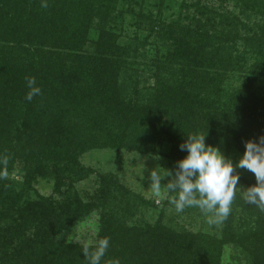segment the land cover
I'll return each instance as SVG.
<instances>
[{
    "label": "trees",
    "instance_id": "16d2710c",
    "mask_svg": "<svg viewBox=\"0 0 264 264\" xmlns=\"http://www.w3.org/2000/svg\"><path fill=\"white\" fill-rule=\"evenodd\" d=\"M202 1L192 3L188 23L138 11L167 42L143 63L154 80L146 87L138 46L120 45L112 27L119 0H0V158L8 159V175L18 167L22 178H0V264H87L84 245L58 236L96 210V241L110 242L101 264H223L229 244L239 264H264V211L238 192L227 219L208 235L161 219L130 223V191L113 175L100 177L92 200L73 190L77 160L90 148L166 149L177 164L188 135L206 132V145L222 138L243 151L245 141L264 136V100L249 91L264 69V0H234L240 14L258 16L250 24ZM239 41L236 60L229 53ZM248 53L253 77L226 93V70L233 62L243 67ZM28 77L41 89L31 102ZM35 176L53 181L59 198H24Z\"/></svg>",
    "mask_w": 264,
    "mask_h": 264
},
{
    "label": "rangeland",
    "instance_id": "374dc122",
    "mask_svg": "<svg viewBox=\"0 0 264 264\" xmlns=\"http://www.w3.org/2000/svg\"><path fill=\"white\" fill-rule=\"evenodd\" d=\"M195 0H119L117 3V13L113 30L119 36L120 45L138 46L139 54L137 57L136 66L143 70V77L139 80L140 86L154 85V80L151 77V72L144 70V62L148 58H154L155 55L165 51L166 41L157 37L149 30L148 19H142L138 16V11L144 14H152L154 18H162L166 21L180 19L182 23L190 22V17L193 12ZM188 5V9L187 6ZM201 3L210 7H218L221 12H231L243 18L244 23L250 24L252 21H257L258 16L249 12L242 15L239 13L240 6L234 0H203ZM240 32L244 34L241 26ZM90 36L95 38L94 32ZM242 42L237 43V50H233L229 54L239 60L240 53L244 50ZM159 51V52H158ZM228 56V55H227ZM225 55L224 59L227 61ZM245 63L243 67L232 63L231 69H227L225 73L224 90L226 93H231L235 89H240L248 77H253L250 73L251 63L254 61V55L245 54ZM227 68V67H226ZM264 68V66H263ZM147 69V68H146ZM263 73L252 78V84L249 91L255 94L259 99L264 100V69ZM216 148L223 156L230 159L235 166L238 159L242 156L243 150L229 147L225 144L222 138H217ZM167 150L164 149L162 154L155 155L152 153H144L135 149L120 148H90L85 150L78 158L79 168L76 177L73 180V190L84 201L92 200L98 193L99 179L102 175H113L115 179L121 183L124 188L130 191L132 205L127 212V221L130 223L155 222L161 219L162 222L181 227L191 232H202L211 235L219 229L220 223L208 222L210 214L202 213L199 208H185L183 212H176L174 205L169 202V198L160 199L152 196L150 188V173L152 170H157L163 175L166 171L175 174L176 163L170 160L167 156ZM15 167L8 175L9 181L22 180L20 174ZM235 171L239 174V182L237 192L243 194L250 186V181L254 176L253 173L246 169L236 168ZM255 177V176H254ZM169 177L165 176L161 183L166 184ZM30 185L27 191V196L24 198L37 199L39 196H52L58 199L59 196L54 192L53 181L35 176V179L30 180ZM14 184V183H13ZM174 195V194H172ZM151 201V204L144 205L140 199ZM118 210L120 208H117ZM99 228L98 211H93L88 217L82 221L74 222L64 229L58 236L60 240L73 242L84 245L85 242L94 245L96 242V234ZM240 252L232 244L226 245L223 252V264H239Z\"/></svg>",
    "mask_w": 264,
    "mask_h": 264
},
{
    "label": "clouds",
    "instance_id": "9594fccd",
    "mask_svg": "<svg viewBox=\"0 0 264 264\" xmlns=\"http://www.w3.org/2000/svg\"><path fill=\"white\" fill-rule=\"evenodd\" d=\"M42 6L47 7V4ZM26 82L29 91L25 99L31 102L34 96L41 94V89L34 77H28ZM205 135L206 132L188 135L179 146L187 155L177 162L174 175L167 171L163 175L155 169L151 171L152 196L158 200L169 198L178 213L185 208L196 207L202 213L210 214V224L220 223L231 212L239 182L235 169L241 168L253 173L256 180L254 185L242 191L245 203L264 211V136L258 137L256 142L245 141L244 152L234 166L216 147L205 144ZM7 164L6 157L0 158V178L7 177ZM165 176L169 179L163 184L161 180ZM109 246L107 237L99 238L94 245L85 242L82 253L87 264H101Z\"/></svg>",
    "mask_w": 264,
    "mask_h": 264
}]
</instances>
